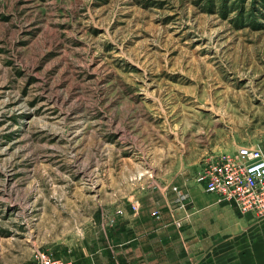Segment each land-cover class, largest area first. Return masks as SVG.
I'll return each mask as SVG.
<instances>
[{"label":"rangeland","instance_id":"374dc122","mask_svg":"<svg viewBox=\"0 0 264 264\" xmlns=\"http://www.w3.org/2000/svg\"><path fill=\"white\" fill-rule=\"evenodd\" d=\"M241 147L264 155V0H0V264H97L152 201L194 263L236 237L198 179Z\"/></svg>","mask_w":264,"mask_h":264},{"label":"crops","instance_id":"0c3cea01","mask_svg":"<svg viewBox=\"0 0 264 264\" xmlns=\"http://www.w3.org/2000/svg\"><path fill=\"white\" fill-rule=\"evenodd\" d=\"M152 204L142 209L138 216L125 214L113 227V252L107 256H93L91 263L183 264V240L172 224L176 213L165 210L162 219L155 221L150 212L159 202L152 201ZM237 217L236 237L217 246V251L211 243V250L190 264H264V219L252 213ZM231 257L235 261H231Z\"/></svg>","mask_w":264,"mask_h":264},{"label":"built area","instance_id":"2783aa9c","mask_svg":"<svg viewBox=\"0 0 264 264\" xmlns=\"http://www.w3.org/2000/svg\"><path fill=\"white\" fill-rule=\"evenodd\" d=\"M198 180L204 184L207 193L235 205L241 213L264 218V155L260 149L241 147L234 155L210 162ZM174 191L183 208L188 204L187 195L178 189ZM178 225L181 226L180 223ZM31 264L76 263L39 251Z\"/></svg>","mask_w":264,"mask_h":264}]
</instances>
